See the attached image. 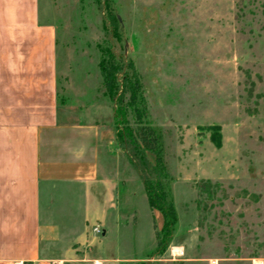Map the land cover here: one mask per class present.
<instances>
[{
	"label": "rangeland",
	"instance_id": "1",
	"mask_svg": "<svg viewBox=\"0 0 264 264\" xmlns=\"http://www.w3.org/2000/svg\"><path fill=\"white\" fill-rule=\"evenodd\" d=\"M38 3L39 19L56 31L57 104L113 108L100 88L98 63L107 52L131 63L140 80L147 122L161 134L177 215L166 251L174 241L186 249L161 264H264V0ZM74 76V91L65 92ZM116 148L117 202L127 224L122 234L108 232L104 251L122 238L119 255L148 254L140 263L149 264L161 258L150 254L151 227L162 220L151 217L143 190L148 167L130 144ZM215 184L220 193L204 201L201 213L196 187ZM81 194L57 186L53 212L83 213L91 200Z\"/></svg>",
	"mask_w": 264,
	"mask_h": 264
},
{
	"label": "crops",
	"instance_id": "2",
	"mask_svg": "<svg viewBox=\"0 0 264 264\" xmlns=\"http://www.w3.org/2000/svg\"><path fill=\"white\" fill-rule=\"evenodd\" d=\"M55 32L39 19L38 0H0V264L144 262L148 254L119 255L122 238L104 251L108 232L122 234L127 224L117 202L113 108L57 104ZM75 79L68 77L65 92L74 91ZM57 186L80 189L91 206L56 215L51 206ZM150 214L160 222L157 211ZM174 242L148 263L184 254V244Z\"/></svg>",
	"mask_w": 264,
	"mask_h": 264
},
{
	"label": "trees",
	"instance_id": "3",
	"mask_svg": "<svg viewBox=\"0 0 264 264\" xmlns=\"http://www.w3.org/2000/svg\"><path fill=\"white\" fill-rule=\"evenodd\" d=\"M98 68L101 88L113 104V124L119 148L125 150L127 143L130 144L140 163L148 167L149 174L142 177L147 205L150 211H157L162 219L160 228L153 225L155 247L150 255L162 256L177 227V215L170 178L163 160L161 134L147 122L142 85L133 71L132 64L124 66L121 59L107 52L100 59ZM196 189V207L204 213L205 207L203 208L202 204L205 200H213L220 193V187L219 184L197 185Z\"/></svg>",
	"mask_w": 264,
	"mask_h": 264
},
{
	"label": "built area",
	"instance_id": "4",
	"mask_svg": "<svg viewBox=\"0 0 264 264\" xmlns=\"http://www.w3.org/2000/svg\"><path fill=\"white\" fill-rule=\"evenodd\" d=\"M94 232H96V233H100L101 231H100V229H98V228L96 227V228H94Z\"/></svg>",
	"mask_w": 264,
	"mask_h": 264
},
{
	"label": "bare ground",
	"instance_id": "5",
	"mask_svg": "<svg viewBox=\"0 0 264 264\" xmlns=\"http://www.w3.org/2000/svg\"><path fill=\"white\" fill-rule=\"evenodd\" d=\"M174 253H176L177 251L176 250H173Z\"/></svg>",
	"mask_w": 264,
	"mask_h": 264
}]
</instances>
